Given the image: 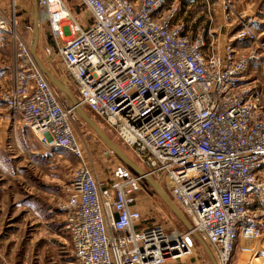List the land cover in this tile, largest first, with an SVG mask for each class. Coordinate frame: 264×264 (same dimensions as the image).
Wrapping results in <instances>:
<instances>
[{
    "label": "built area",
    "instance_id": "obj_1",
    "mask_svg": "<svg viewBox=\"0 0 264 264\" xmlns=\"http://www.w3.org/2000/svg\"><path fill=\"white\" fill-rule=\"evenodd\" d=\"M36 3L60 64L55 76L133 150L144 172L168 184L189 235L204 239L217 264H229L239 238L259 235L264 220V57L233 43L251 36L246 23L218 46L216 30L237 16L231 0ZM194 5L201 7L195 33L182 16ZM19 27L14 11L0 8V32L18 48L1 98L43 144L80 157L61 203L74 264H163L188 254L184 237L136 219L142 175L118 161L100 179L83 160L75 108L58 97ZM254 62L259 74L250 78Z\"/></svg>",
    "mask_w": 264,
    "mask_h": 264
},
{
    "label": "rangeland",
    "instance_id": "obj_2",
    "mask_svg": "<svg viewBox=\"0 0 264 264\" xmlns=\"http://www.w3.org/2000/svg\"><path fill=\"white\" fill-rule=\"evenodd\" d=\"M231 2L237 16H242L240 19L233 16V23L221 29L218 46L223 44L234 28L238 30L246 23L251 36L239 41L235 39L233 43L238 44L244 52L254 51L264 57V0ZM0 8L6 15L15 12L20 23L21 37L30 47L33 27L32 0H7L4 8ZM38 29L36 54L48 70L56 75L59 61L53 55L50 42L46 44L44 41L49 35L48 29L41 27L39 20ZM17 55L15 39L0 32V83H3V78H7L4 86L0 87V264H74L69 236L63 225L61 203L62 187L78 167L80 157L66 148L43 144L39 134L31 132L18 121L17 115L5 109L1 94L9 84L11 73L15 71ZM258 74L259 63L254 62L248 75L250 78H257ZM56 91L64 104H72L67 95L57 89ZM85 111L113 142L139 163L133 150L114 130L106 126L100 116ZM72 129L83 160L95 170L100 179L107 178L119 161L116 154L77 113L72 120ZM160 185L164 186L162 183ZM135 205L147 224L162 226L168 233L184 237L186 243H189L190 253L163 264H212L203 244L196 236L189 235L188 229L171 214L148 182H143ZM260 227L259 235L264 232V222ZM254 242L256 243L251 238L242 240L240 237L229 264H264V245H251L254 250L263 249L255 260L254 257L248 260L251 251L243 252L241 244ZM236 252L240 255L243 253V256L236 260Z\"/></svg>",
    "mask_w": 264,
    "mask_h": 264
},
{
    "label": "water",
    "instance_id": "obj_3",
    "mask_svg": "<svg viewBox=\"0 0 264 264\" xmlns=\"http://www.w3.org/2000/svg\"><path fill=\"white\" fill-rule=\"evenodd\" d=\"M32 18H33V27H32V40L30 43V51L33 55V58L35 59L37 65L41 69V71L44 73V75L47 77V79L51 82V84L59 91L63 92L65 95L68 96L70 99L72 105L75 108V111L78 116H80L95 132L96 134L102 139V141L110 148L116 156L122 160L124 163H126L129 167H131L135 172L142 175L146 181L153 187V189L157 192L158 196L161 198V200L166 204L167 208L170 209L173 214L180 220L182 224L187 229H190V224L187 221V219L178 211L176 206L172 203V201L169 199V197L165 194L162 187L158 182L153 180L146 172H144L137 164H135L133 161H131L124 152L113 142L111 141L105 133L102 132V130L96 125V123L83 111L82 107L78 104L76 101L74 94L70 91L68 87H66L55 75H53L48 68L40 61L36 54V47L39 40V29H38V7L36 0H32ZM198 240L203 244L206 252L208 253L210 259L212 260V264H215V262L212 259V256L204 243L203 240H201L198 236H196Z\"/></svg>",
    "mask_w": 264,
    "mask_h": 264
},
{
    "label": "crops",
    "instance_id": "obj_4",
    "mask_svg": "<svg viewBox=\"0 0 264 264\" xmlns=\"http://www.w3.org/2000/svg\"><path fill=\"white\" fill-rule=\"evenodd\" d=\"M6 2H7V0H0V6L2 7V8H4V6H5V4H6ZM184 5H186V3L184 2L183 3ZM11 5V4H10ZM200 6L199 7H197L196 5H194L193 6V10L191 11V10H187L185 7H183L182 9V16H183V19L184 20H186V22H187V24H186V31H188V32H197L198 30H199V27H200V23H198V21L200 20L199 18H197V16H199L200 15ZM264 10V9H263ZM262 10V11H263ZM195 18H196V20L197 21H195ZM220 31L221 30H216V37H217V39H218V41H219V39H220V36H221V33H220ZM226 41V38H225V40L223 41V43ZM42 42V41H41ZM222 46V45H221ZM220 46V47H221ZM6 79L7 78H3V83H0L1 85H0V87L2 88V86H4V82H6ZM18 119V118H17ZM18 121H19V119H18ZM262 222H264V220L262 221ZM253 241H256V243L254 242V243H251V244H247V245H243L242 247H243V252H245V251H251V254H249L248 255V257H251V258H253L254 257V260H255V258L256 257H258V255H260L261 253H262V251H263V249L261 250V249H255L254 250V248H252L251 247V245L252 244H258L259 246H261V245H264V232H263V234H261V235H257V236H255L253 239H252ZM258 245H257V247H258ZM248 248H249V250H248ZM241 256H243V253H242V255ZM211 261V260H210ZM202 263V262H201ZM166 264H174L173 262H167ZM203 264V263H202Z\"/></svg>",
    "mask_w": 264,
    "mask_h": 264
},
{
    "label": "bare ground",
    "instance_id": "obj_5",
    "mask_svg": "<svg viewBox=\"0 0 264 264\" xmlns=\"http://www.w3.org/2000/svg\"><path fill=\"white\" fill-rule=\"evenodd\" d=\"M82 107V106H81ZM82 109H83V111L96 123V125L100 128V126L97 124V122L85 111V110H87L90 114H93V115H96L97 117H98V115L95 113V112H93L91 109H89V108H84V107H82ZM76 112V111H75ZM106 126L110 129V130H113L107 123H106ZM101 129V128H100ZM102 130V129H101ZM102 132L103 133H105L103 130H102ZM107 136V135H106ZM108 137V136H107ZM109 138V137H108ZM111 141H112V139L111 138H109ZM115 143V142H114ZM116 144V143H115ZM117 145V144H116ZM118 146V145H117ZM128 146V145H127ZM119 147V146H118ZM129 147V146H128ZM120 148V147H119ZM121 149V148H120ZM122 150V149H121ZM132 150V149H131ZM123 151V150H122ZM124 152V151H123ZM124 154L131 160V161H133L135 164H137L140 168H141V166H140V164L139 163H137V162H135L134 160H132L125 152H124ZM117 157V156H116ZM118 158V157H117ZM118 160L119 161H121V162H123L122 160H120L119 158H118ZM139 162V161H138ZM124 163V162H123ZM126 164V163H125ZM127 165V164H126ZM128 166V165H127ZM129 167V166H128ZM131 168V167H130ZM132 169V168H131ZM133 170V169H132ZM150 176V175H149ZM153 180H155L152 176H150ZM145 181H146V179H145ZM156 182H158L157 180H155ZM147 182V181H146ZM149 184V183H148ZM160 184V183H159ZM161 187H162V189H163V191L165 192V194L169 197V199L172 201V199H171V197H170V195H168V184L166 183V184H164V186H162V185H160ZM172 203L176 206V208L178 209V211L183 215V212L178 208V206L175 204V202H173L172 201ZM137 209V208H136ZM170 212H171V214H173V212L170 210V209H168ZM138 213V212H137ZM142 214H138V215H136V219L138 220V222H139V224H142V225H144V217H142L141 216ZM174 215V214H173ZM175 216V215H174ZM184 216V215H183ZM185 217V216H184ZM146 223V222H145ZM158 226V225H157ZM174 233V232H173ZM174 235V234H173ZM255 237V236H254ZM254 237H252L251 239H253ZM200 238V237H199ZM242 238V240L245 238V237H241ZM201 240H204L202 237L200 238ZM184 241H185V243L187 242L185 239H184ZM186 245L188 246V252L190 253L191 252V249H190V246H189V243H186ZM242 246H243V244H241ZM209 250V249H208ZM187 252V253H188ZM210 252V251H209ZM185 252H183V251H181L180 252V255L181 256H184L183 254H184ZM207 253V252H206ZM208 254V253H207ZM211 254V253H210ZM209 256V255H208ZM212 256V255H211ZM241 257V255L240 254H237V252H236V254H235V259L237 260L238 258H240ZM250 258L251 257H249V259L248 260H250ZM209 259H210V257H209ZM212 259H213V261L215 262V264H217L216 263V260L212 257ZM168 260H171V259H168ZM168 260H166V261H168ZM211 260V259H210ZM212 261V260H211Z\"/></svg>",
    "mask_w": 264,
    "mask_h": 264
},
{
    "label": "trees",
    "instance_id": "obj_6",
    "mask_svg": "<svg viewBox=\"0 0 264 264\" xmlns=\"http://www.w3.org/2000/svg\"><path fill=\"white\" fill-rule=\"evenodd\" d=\"M48 38H49V35H48Z\"/></svg>",
    "mask_w": 264,
    "mask_h": 264
}]
</instances>
